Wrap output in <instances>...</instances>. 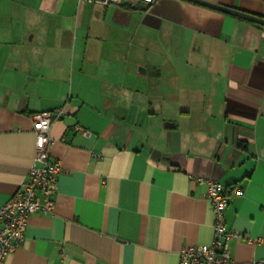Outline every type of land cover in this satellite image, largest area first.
I'll return each instance as SVG.
<instances>
[{
  "label": "crops",
  "instance_id": "obj_1",
  "mask_svg": "<svg viewBox=\"0 0 264 264\" xmlns=\"http://www.w3.org/2000/svg\"><path fill=\"white\" fill-rule=\"evenodd\" d=\"M59 108L55 206L0 264H179L214 236L196 177L233 195V264L264 260V25L189 0H0V206L35 160L34 116Z\"/></svg>",
  "mask_w": 264,
  "mask_h": 264
},
{
  "label": "built area",
  "instance_id": "obj_2",
  "mask_svg": "<svg viewBox=\"0 0 264 264\" xmlns=\"http://www.w3.org/2000/svg\"><path fill=\"white\" fill-rule=\"evenodd\" d=\"M104 5H122L126 2L154 4L158 0H93ZM61 108L42 111L34 116L36 134V156L30 167L28 178L12 197L0 206V260L8 257L25 240L28 218L36 212H52L54 196L58 190L61 165L51 156L54 139L51 126L54 119L62 116ZM200 183L207 182V197L214 213V236L210 244L185 246L180 252L179 264H233L229 241L242 234L231 230L226 222V210L233 198L224 183L196 177ZM242 194L237 190L236 195ZM259 264H264V260Z\"/></svg>",
  "mask_w": 264,
  "mask_h": 264
},
{
  "label": "water",
  "instance_id": "obj_3",
  "mask_svg": "<svg viewBox=\"0 0 264 264\" xmlns=\"http://www.w3.org/2000/svg\"><path fill=\"white\" fill-rule=\"evenodd\" d=\"M189 1H192V2H195V3H198V4H202V5H205V6H208V7H212V8L221 10V11L226 12V13L234 14V15H236L238 17H241V18H244L246 20H249V21L256 22V23L264 25V17L258 16V15H255V14H251V13H248V12H245V11H242V10H238V9H235V8H232V7H228V6L216 4V3H213V2H209V1H206V0H189Z\"/></svg>",
  "mask_w": 264,
  "mask_h": 264
},
{
  "label": "trees",
  "instance_id": "obj_4",
  "mask_svg": "<svg viewBox=\"0 0 264 264\" xmlns=\"http://www.w3.org/2000/svg\"><path fill=\"white\" fill-rule=\"evenodd\" d=\"M226 191H227L228 194H230L228 188L226 189Z\"/></svg>",
  "mask_w": 264,
  "mask_h": 264
}]
</instances>
